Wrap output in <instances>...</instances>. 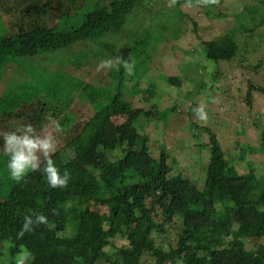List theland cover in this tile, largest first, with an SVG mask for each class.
<instances>
[{"label": "trees", "instance_id": "obj_1", "mask_svg": "<svg viewBox=\"0 0 264 264\" xmlns=\"http://www.w3.org/2000/svg\"><path fill=\"white\" fill-rule=\"evenodd\" d=\"M54 1L60 10L62 2ZM95 1L64 10L54 23L35 21L27 26L26 19L37 14L33 7L25 8L26 0L5 10L8 22L0 18V77L7 71L6 81L11 83L0 97V123L4 122L0 134L18 127L17 119H25L34 129L45 127L50 113L55 121L46 126L48 132L58 122L60 132L70 133L79 117L72 114L63 92L84 90L87 122L52 159L61 173L69 170L66 166L89 171L87 180L69 172L64 189L47 187L42 169L15 183L9 179L0 135V243H12L17 254L27 247L35 256L34 264H264V175L259 178L257 163L231 165L219 136L193 121L189 129L206 131L210 143L202 187L197 183L200 175L185 176L175 158L169 160L165 146L153 156L146 125L169 112L163 113L154 102L151 109L133 104L138 94L148 102L155 96L153 89H138L142 68L151 61L148 48L153 44L158 50L161 39L133 26L137 21L142 26L147 0ZM174 1L179 8L182 0ZM244 9L236 13L241 16L239 28L204 40L206 61L232 65L248 45L240 37L254 38L264 26L260 24L264 18L259 23L255 17L251 23L243 21L248 11ZM159 26L157 33L163 36L167 25ZM110 57L121 61L119 70L112 68L114 84L100 87L71 72ZM124 60L133 63L132 76L124 71ZM168 82L182 84L176 76L168 77ZM199 85L206 83L200 80ZM114 86L117 90H112ZM248 88L252 104L256 86L251 81ZM256 89L264 92V87ZM262 142L264 147V132ZM236 143L246 158L247 145ZM237 167L243 168L241 172ZM33 212L46 215L48 225L16 240L24 216ZM233 232L235 238L221 245Z\"/></svg>", "mask_w": 264, "mask_h": 264}, {"label": "rangeland", "instance_id": "obj_2", "mask_svg": "<svg viewBox=\"0 0 264 264\" xmlns=\"http://www.w3.org/2000/svg\"><path fill=\"white\" fill-rule=\"evenodd\" d=\"M18 1L20 0H0V18H4L8 22L10 16L6 14L5 10L13 7ZM50 2H53L51 7L48 6ZM59 2H62L60 10L58 9L59 4L54 0H26L24 6H30V11L33 7L37 15L30 19L27 18L25 24L29 26L35 21L42 24L54 23L64 10L72 11L76 7L85 6L88 3L94 4L97 1L59 0ZM174 2V0H147L143 5L146 13L142 14V26H137L138 21L133 25L141 32H148L161 38L157 43L158 50L153 44L150 49L148 48L151 61L148 62L146 68H142L144 70L139 78L138 89L144 91L153 89L155 96L151 102L146 101L144 95L139 94L133 99L134 106L151 109L150 105L154 102L159 105L160 111L169 112L159 116L157 122L146 125V131L151 139L150 146L153 156H156L155 154L159 156L162 145L165 146L170 157L169 160L175 158L185 176L195 178L196 173L200 175L197 183L202 187L205 184L203 169H207L206 166L210 159V143L206 131L197 129L195 126L189 129L193 121L211 128L219 136L231 165L250 166V162H256V169L254 166L252 167L260 178L264 175V147L262 146L264 92L256 88L257 86L264 87V26L258 29L254 38L246 34L242 38L240 37L241 41L248 42V45L244 48L245 51L237 53L236 60L232 65L226 61H220V63L206 61L203 42L204 40L213 41L232 28H239L241 16L238 17L236 13L245 12L244 7L248 8V11L243 15V21L251 23L255 17L256 23L261 22V19L264 18V0H224L211 5H204L200 0H194L195 4L188 0H182L179 8L174 5ZM140 8L142 9V7ZM209 10L212 11L211 14L208 13ZM161 22L167 25L163 36L159 35V32L157 33ZM260 24H264V22ZM0 27H2L1 22ZM177 29H180V32H177ZM88 42L91 40L86 43ZM124 43L120 44L123 46ZM120 48V52L123 53ZM89 50L91 53V48ZM124 55L127 56L126 49H124ZM110 59L114 63L117 60L116 57H110ZM39 61L41 60H38L37 64ZM97 66L72 68L71 72L76 73L85 81L100 85V87H106L110 83L114 84L116 79L113 69L98 70ZM217 72V75L220 74V76L215 79L214 75ZM7 73L6 71L0 77V97L11 87V83L8 84V80L6 81L10 77L6 75ZM172 76L182 80L179 87L168 82V77ZM75 78L77 77L72 79L77 81ZM200 80L207 86H198ZM251 81L255 84L254 90L256 91L252 92L253 102L249 104L247 92ZM112 90H117V87H112ZM199 90H201L200 93ZM87 96L88 93L80 89H72L68 94L63 92V97L70 100L69 109L73 115L79 117L77 119L79 121L78 126L70 133H62L55 129L50 131L57 142V151L54 155L61 149L63 150L64 146L81 131L87 122L88 112L85 101ZM145 96H149V94ZM212 98H215V103L211 102ZM201 102L207 104L209 112L210 118L206 124L198 122L193 112V109ZM173 107L176 108L175 112L169 109H173ZM50 115L45 127L35 129L36 135L43 136L48 133L49 130L46 126H49L53 120L55 121L51 113ZM121 119L124 120V116H121ZM24 120L17 119L16 125L19 127L27 124V121ZM1 124L3 125L4 122L0 123V130L3 128ZM4 133L7 132L0 135L3 136ZM236 141H239L241 145H247L246 158L241 156L242 148ZM247 160L250 162L247 163ZM66 168L69 169L68 172L74 174L75 178L89 179L87 176L89 171H72L71 166H66ZM237 168L240 172L243 169L242 167ZM96 169L99 168L96 167ZM51 225L55 227V223ZM89 225L91 227L92 224L89 223ZM236 235L237 232H233L232 236L221 242V245L228 244ZM4 243L11 246L12 255L17 254L16 249L13 250L12 243L5 241L0 245Z\"/></svg>", "mask_w": 264, "mask_h": 264}, {"label": "clouds", "instance_id": "obj_3", "mask_svg": "<svg viewBox=\"0 0 264 264\" xmlns=\"http://www.w3.org/2000/svg\"><path fill=\"white\" fill-rule=\"evenodd\" d=\"M204 5L215 4L217 0H200ZM121 61L117 59L115 63L111 59L100 61L97 66L100 69H111L116 67L119 70ZM124 71L132 76L134 74V65L132 62L123 61ZM215 103V98L211 99ZM198 122L207 123L209 121V112L207 104L199 103L193 109ZM56 131H62V126L57 122ZM3 154L7 157L6 169L9 179L15 183L26 181L30 173L41 171L46 178V185L49 188L64 189L68 186L71 176L70 173L60 169L54 163L52 156L57 151L56 138L52 132L41 136L35 134L32 124H23L16 127L13 131L3 134ZM43 165V167H42ZM49 220L43 213L33 212L26 214L23 218V224L16 233V240H22L26 234L33 233L40 225H48ZM11 246L8 243L0 245V264H34L35 256L27 247L21 249L18 254L12 255Z\"/></svg>", "mask_w": 264, "mask_h": 264}]
</instances>
